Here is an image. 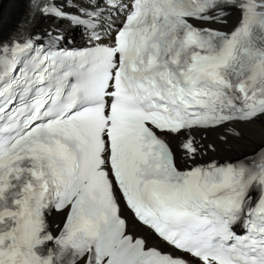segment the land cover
Listing matches in <instances>:
<instances>
[{"label":"snow or ice","instance_id":"snow-or-ice-1","mask_svg":"<svg viewBox=\"0 0 264 264\" xmlns=\"http://www.w3.org/2000/svg\"><path fill=\"white\" fill-rule=\"evenodd\" d=\"M107 9L123 19L104 30ZM233 9V29L209 26ZM28 12L27 28L0 37V264H264V145L195 163L192 135L239 137L233 124L264 117V0H88L75 15L28 0ZM41 15L94 43L45 44L31 27ZM121 201L180 254L129 232Z\"/></svg>","mask_w":264,"mask_h":264},{"label":"bare ground","instance_id":"bare-ground-1","mask_svg":"<svg viewBox=\"0 0 264 264\" xmlns=\"http://www.w3.org/2000/svg\"><path fill=\"white\" fill-rule=\"evenodd\" d=\"M69 2L70 0H53V3L60 7L66 6ZM27 4L28 0H0V37H7L19 28L22 21L25 20L24 11ZM238 19V14L232 13L226 17V22L216 23L215 26L222 29H231L237 24ZM63 27L62 23H58L56 19L48 16L41 19L36 30L37 33H49L56 32ZM233 127L240 133L239 137L226 133L223 127L208 131L192 130L195 140L203 148V151L196 157L195 163H204L211 160L227 161L254 153L264 145V117L251 124H233ZM203 132L206 133L205 136H203ZM172 140L175 148L177 141L175 138H172ZM177 161L182 168L191 167L194 163L193 160H185L180 151H177ZM54 215L55 220L62 217V213H54ZM140 229L153 237V234L146 228L141 227ZM193 262L198 264L197 261Z\"/></svg>","mask_w":264,"mask_h":264}]
</instances>
